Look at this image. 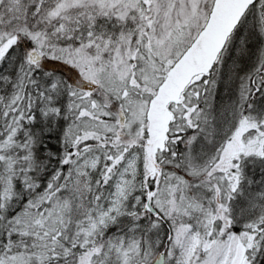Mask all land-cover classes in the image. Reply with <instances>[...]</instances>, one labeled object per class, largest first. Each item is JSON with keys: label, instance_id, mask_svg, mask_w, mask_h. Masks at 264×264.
Listing matches in <instances>:
<instances>
[{"label": "snow or ice", "instance_id": "6c2138e0", "mask_svg": "<svg viewBox=\"0 0 264 264\" xmlns=\"http://www.w3.org/2000/svg\"><path fill=\"white\" fill-rule=\"evenodd\" d=\"M0 264H264V0H0Z\"/></svg>", "mask_w": 264, "mask_h": 264}]
</instances>
